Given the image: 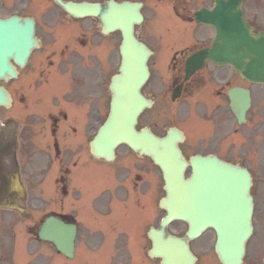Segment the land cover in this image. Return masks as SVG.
Masks as SVG:
<instances>
[{
	"label": "flooded vegetation",
	"instance_id": "1",
	"mask_svg": "<svg viewBox=\"0 0 264 264\" xmlns=\"http://www.w3.org/2000/svg\"><path fill=\"white\" fill-rule=\"evenodd\" d=\"M49 1L51 0H0V16L8 17L18 14L20 16L33 15L35 20L44 18L43 22L36 20V30L38 34H48L49 38H52L49 30L53 27L52 23L55 15L57 16V9ZM132 1L142 3L141 11L146 20L145 25L137 27V29L140 28L137 34L150 48L155 50L149 65L153 80L149 84L154 89L152 97H160L163 102L165 98L168 103L172 91L176 90L178 97L173 102L186 100V104L196 103L212 123L205 127V130H211L210 134L202 136V138H192L188 149L185 146L182 147L184 154H188L190 151L201 154L212 153L222 160L233 162L232 129L229 128L227 122L223 128H215V122L222 123L229 113V110L225 109L223 101L227 97V88L233 85L232 69L221 70L220 74H217L216 67L207 63L202 69L195 70L188 77L185 74L184 61L186 57L197 48L204 46L202 44L204 38L213 32V28L208 26H194V11L211 0ZM56 23H59V19L54 24ZM76 43L78 46L85 45V38L82 36L77 38ZM199 43L200 46H196ZM71 50L73 49L65 44L64 48H53L50 53L41 51L34 66L35 75L32 83L37 86L45 78V66H54L56 63L58 70L66 71L69 58L64 59V57L69 56ZM177 50L181 51L175 53ZM56 55L59 56V61L53 59ZM30 70L31 68L25 66L19 69L16 78L1 81V84L10 91L14 103L20 102L22 105L26 103L25 79ZM67 95H64L65 99H67ZM98 95H101L100 91H98ZM35 99L41 113L27 114L21 120L20 129L13 138L5 141L0 139V189L6 194H16V190L12 189L11 184L12 178L18 173L19 183L26 195L51 191L54 194V203H60V197L63 194H70L74 175L90 161L88 141L85 142L86 135L83 136L82 133L83 127L88 128L90 124L82 123L81 129H77V123L73 122L70 113L73 104H75L73 98H69L65 102V106L60 108H58L57 97L54 95H38ZM92 105L99 107L100 100ZM187 108L190 109V106L188 105ZM78 131H80L79 134ZM37 136H40V139L34 140V137ZM79 137L82 138L79 139ZM81 154L85 156L83 160L80 158ZM240 157L244 160L256 158L259 162L258 157L250 155L248 149H245ZM132 161L133 165L127 169L128 171L134 170L131 188L136 189L140 181L146 182L143 176L151 172L153 167L146 158ZM262 173L259 171L257 176H253V180H255L252 189L255 205L253 218L255 228L261 224L262 220L264 221L262 214H256V210L260 206L259 198L263 191L260 180L263 178ZM128 178L130 177H126V179ZM125 190L128 194L130 188L126 187ZM74 192L76 193V191ZM95 201L99 207L93 206L94 208L83 216L86 219L85 222L91 223L93 230L88 231L86 235H79L78 240L101 241V199L99 195L96 196ZM69 204L71 205V201ZM53 213L68 220H73L76 214L74 211L68 213L53 211ZM108 223H110L109 228L113 232L116 228L115 221L110 220ZM262 247H264V243L258 240L250 261H245V264H264L261 254Z\"/></svg>",
	"mask_w": 264,
	"mask_h": 264
},
{
	"label": "water",
	"instance_id": "2",
	"mask_svg": "<svg viewBox=\"0 0 264 264\" xmlns=\"http://www.w3.org/2000/svg\"><path fill=\"white\" fill-rule=\"evenodd\" d=\"M57 2L75 15L101 14L103 10L123 16L126 10L123 6H112L110 3ZM239 4L240 0H217L216 9L203 18L215 25L217 32L211 47L205 49L200 58H210L215 63H231L245 78L264 81V34L250 32L242 19ZM102 18L109 23L115 20L108 27H119L123 31L122 60L119 73L113 76L110 85L111 111L94 139L93 153L110 158L114 147L125 142L138 154L151 156L162 168L167 197L162 199L161 206L168 212L163 224L173 218L184 219L189 224L184 239L172 237L163 230L154 232L160 240L154 242L153 251L162 257V264H193L186 239L198 235L207 226H212L217 232L216 250L221 263L240 264L244 241L251 231L249 176L239 168L218 165L220 170H212L198 164V161H192L193 173L185 179L183 171L187 162L177 147V141L181 139L178 131L170 130L163 138L156 137L146 127L136 131L137 115L144 106H149V101L139 92L148 76V50L134 39L132 18H115L111 12ZM31 26L29 24L27 30L18 31L12 28L11 23L0 22V47L3 41L11 45L10 52L13 51L16 57L26 52L32 41ZM1 58L4 57L0 56V75L7 69ZM39 235L52 240L65 253L72 249L73 227L53 217L45 220ZM60 237L65 240L63 244L59 241Z\"/></svg>",
	"mask_w": 264,
	"mask_h": 264
},
{
	"label": "rangeland",
	"instance_id": "3",
	"mask_svg": "<svg viewBox=\"0 0 264 264\" xmlns=\"http://www.w3.org/2000/svg\"><path fill=\"white\" fill-rule=\"evenodd\" d=\"M254 5H256V3L249 2L247 4L248 10H249V8L252 9L253 11L257 10V6H254ZM254 19L256 21H258L257 15L254 16ZM42 20H44V18H42ZM258 25H260V22L258 23ZM48 44H51V43H48ZM113 55H115V54L112 51V54H111V58L112 59L110 58L112 61L110 60V62L114 66L115 63H114L113 60H115V57ZM116 59H117V55H116ZM150 81L152 82L153 80L151 79ZM149 82L147 83V85L144 88V90L146 91V93L148 95L153 96L154 89L152 88L151 84H149ZM257 92L260 95L264 94L263 92H261V90H257ZM153 98L155 100V105L150 110L145 111L143 113L142 118H141V124H143L145 122H148L149 124L152 123L155 126V128L158 129V131L160 133L161 132L163 133L164 132V128H166V126H168L171 122L172 123L173 122L176 123V122H180L181 120L178 119V118H176V117H173V118H170V117H161L160 116L161 115L160 112L162 110H164V109H171V106L168 107V108H166L167 104H164L163 100L160 97H153ZM164 100H165V98H164ZM261 106H263V105H261ZM181 108H182V115H183V117H187L188 119L193 120V118H195V117L200 118V119H206L207 118L206 115L204 114V111L199 106L192 105V106H190V109H188L185 106H181ZM101 111L102 112L105 111V108H104V100L103 99L101 100ZM198 134L199 135H204V132L199 131V132L196 133V135H198ZM192 137L194 138L195 137V134H193ZM185 147L188 149V144H185ZM263 154H264V152H263ZM234 155H235L234 156L235 159H238L239 151L237 153L235 152ZM249 164L251 165V167L253 168L254 171H258L259 170V164L257 162H255V163H249ZM145 187L146 186H144V188ZM177 230H180V229H177ZM5 232L8 233V229H6ZM211 239H212V237L203 235L202 238H200V239H198V240H196V241L193 242L194 245H195L196 251L197 252H200L201 256L203 257V260H208L209 262L211 260H214L213 252H212V250L210 248H208ZM114 245L116 246V244H114ZM78 246H79V248H81V245L80 244ZM40 248H41V249H39L40 251L42 249L44 251L48 250L44 246H40ZM32 250H33V248H32ZM80 258H82V257H80ZM122 261L123 260H121V258H120L118 260V264H120L119 262H121V264H122ZM43 262H44V258H42L41 264H44ZM86 264H93V262H88ZM94 264H97V262L96 263L94 262Z\"/></svg>",
	"mask_w": 264,
	"mask_h": 264
}]
</instances>
